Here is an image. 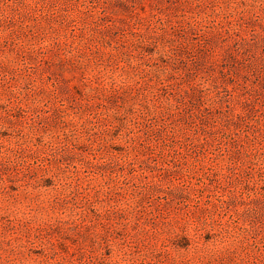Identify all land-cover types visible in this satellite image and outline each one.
<instances>
[{"label": "rangeland", "instance_id": "obj_1", "mask_svg": "<svg viewBox=\"0 0 264 264\" xmlns=\"http://www.w3.org/2000/svg\"><path fill=\"white\" fill-rule=\"evenodd\" d=\"M0 264H264V0H0Z\"/></svg>", "mask_w": 264, "mask_h": 264}]
</instances>
